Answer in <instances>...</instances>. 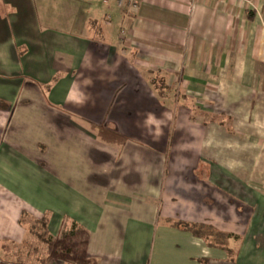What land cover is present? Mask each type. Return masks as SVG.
<instances>
[{
    "label": "crops",
    "instance_id": "1",
    "mask_svg": "<svg viewBox=\"0 0 264 264\" xmlns=\"http://www.w3.org/2000/svg\"><path fill=\"white\" fill-rule=\"evenodd\" d=\"M131 1L0 0V264H264V0Z\"/></svg>",
    "mask_w": 264,
    "mask_h": 264
},
{
    "label": "trees",
    "instance_id": "2",
    "mask_svg": "<svg viewBox=\"0 0 264 264\" xmlns=\"http://www.w3.org/2000/svg\"><path fill=\"white\" fill-rule=\"evenodd\" d=\"M25 216L26 215L23 214L21 220H19V223L21 225L25 224L24 223ZM46 225H47L46 218H42L41 220H36L28 225V233L37 242L38 244L37 247H40L41 245L52 247L53 241L51 237L48 235V232L46 230ZM189 230L192 232L194 237L205 240L210 247L222 248L223 250L227 252L229 257H232V252L227 247L228 235L218 234L217 232H214L210 227H207V226H196V227L189 228ZM14 247H19V246H14ZM9 252H10V248H9L8 253ZM51 257L52 256H49L48 258L43 260L41 264H47L48 261H50ZM19 262H21V260H19ZM72 264H90V263L73 261Z\"/></svg>",
    "mask_w": 264,
    "mask_h": 264
},
{
    "label": "rangeland",
    "instance_id": "3",
    "mask_svg": "<svg viewBox=\"0 0 264 264\" xmlns=\"http://www.w3.org/2000/svg\"><path fill=\"white\" fill-rule=\"evenodd\" d=\"M58 241L57 240H55V244H53L52 246H57L56 244H58L57 243ZM62 244V243H61ZM57 247H60V246H57ZM71 248L72 246H70L69 245V242H67V241H65V243L64 244H62V246L60 247V248ZM77 247V250H75V248ZM75 248H74V250L76 251H74V254H73V258H75V257H81V253H80V249H81V247H80V245H77ZM57 250H58V248H57ZM72 256V255H71ZM71 258V257H70ZM73 259H69V261H72ZM70 263H72V262H70Z\"/></svg>",
    "mask_w": 264,
    "mask_h": 264
},
{
    "label": "built area",
    "instance_id": "4",
    "mask_svg": "<svg viewBox=\"0 0 264 264\" xmlns=\"http://www.w3.org/2000/svg\"><path fill=\"white\" fill-rule=\"evenodd\" d=\"M124 3V0H118V6L121 7ZM131 7L133 10L137 9L138 2L136 0L131 1ZM124 31L121 32V37H124Z\"/></svg>",
    "mask_w": 264,
    "mask_h": 264
}]
</instances>
